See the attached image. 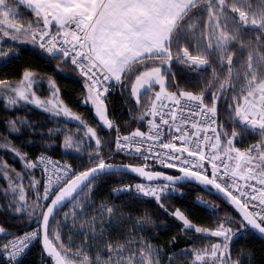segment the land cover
<instances>
[{"label":"trees","instance_id":"1","mask_svg":"<svg viewBox=\"0 0 264 264\" xmlns=\"http://www.w3.org/2000/svg\"><path fill=\"white\" fill-rule=\"evenodd\" d=\"M207 0H201L192 6L176 25L168 46V56L145 58L132 64L126 74L124 82L116 85L112 93L105 99L108 117L113 122V132L128 135L134 130H145L149 118L138 107L137 100L131 95V85L137 77L145 71L161 67L159 61H170L166 76V87L171 91H182L189 95L203 94L207 90L206 100L212 101L218 90L217 83L228 71V81L236 75H241L239 85L251 81L252 73L264 70V34L260 29L247 30L238 41L228 47L226 57L220 55L221 49L206 45L202 36L204 31V12ZM31 14V13H30ZM213 30H208V34ZM255 32H260L258 35ZM256 35V36H255ZM203 60L208 67L197 65L185 67L182 57ZM44 54L38 46L13 45L0 43V80L16 83L22 80V73L26 70L39 77L48 78L56 83L62 102L75 115L81 117L85 124L93 129L100 125L93 107L83 103L86 89L84 78L63 57ZM223 61V62H222ZM60 62L62 67H57ZM245 65V66H244ZM240 67V68H239ZM263 68V69H262ZM235 69L237 72H235ZM252 72H251V70ZM250 70V71H248ZM165 71V70H164ZM166 73V72H165ZM245 74V75H244ZM226 76V75H225ZM211 85V86H210ZM143 96H140L141 99ZM179 96H176L177 99ZM217 112L212 110L218 120V125L226 132L233 131L232 115L229 112L230 101L226 95L220 96ZM143 107V106H142ZM138 115L139 117L137 118ZM143 117V119H141ZM15 121L18 133L9 132L7 122ZM147 123V124H146ZM74 125V124H68ZM67 125L51 115L32 108L21 107L5 110L4 102L0 101V141L7 142L22 152L27 161L33 162L38 155L45 154L63 161L76 171V175L93 167L86 160L65 152L62 147V132ZM64 127V128H63ZM245 130L244 135L236 143L239 150H246L259 142L251 130ZM103 137L114 138V133L103 127ZM51 130V131H50ZM113 135V136H112ZM113 141L111 142L112 146ZM112 153V152H111ZM107 163L111 165L146 166L154 171H161L170 175H177L164 167L154 166L135 159L114 157ZM116 160V161H115ZM36 171V176L38 173ZM40 175V174H39ZM41 176V175H40ZM42 177V176H41ZM40 177V180H41ZM136 180L125 175H104L95 179L75 200L59 211L49 224L48 235L53 245L62 255L66 264L72 259L80 257L88 264H111V259L117 264H143L142 260L151 258L157 264H191V251L197 241L195 235L183 232V223L173 214L182 211L191 223L197 227L213 230L219 222L218 215L213 209L199 202V195L209 196L217 200L229 213L240 218L220 198L207 194L194 185H181L184 190L181 196L163 198V206H158L154 200L137 197L133 194L121 196L113 195V189L128 181ZM42 183V180H41ZM87 191V192H86ZM86 192V193H85ZM81 197V198H80ZM79 200L76 209L65 217L69 207H73ZM77 200V201H76ZM3 207V206H2ZM0 211V225L4 227L7 236L0 241V246L10 239L25 234L36 227L37 221L25 215L17 216L7 207ZM75 211H77L75 213ZM81 213V214H80ZM244 232L237 233L239 237L231 241L230 257L239 264H264V241L258 238L245 225ZM3 254H0V264H5ZM80 255V257H78ZM138 260L140 262H138ZM20 264H54L47 258L40 242L28 253Z\"/></svg>","mask_w":264,"mask_h":264},{"label":"snow or ice","instance_id":"2","mask_svg":"<svg viewBox=\"0 0 264 264\" xmlns=\"http://www.w3.org/2000/svg\"><path fill=\"white\" fill-rule=\"evenodd\" d=\"M19 3L30 9L35 14L37 20L42 21L43 27L33 31L31 25L25 28L23 24L15 23L12 19H10V16L15 13L16 9L9 6L8 0H0V24L5 25L16 34L28 37L30 43L38 45L48 54L55 56L56 53H60L64 62L70 61L71 65L78 69L80 75L84 78L83 86L86 89L87 94L83 103L90 104L94 108L96 116L104 124V126L112 128L113 124L108 119L106 114L105 104V97L109 92L108 82L115 81L118 84L123 83L124 76L122 73L127 69L119 66L120 61L117 58V54L112 43L115 37H113L111 33L105 31V29L116 25L115 30L119 31L121 25H119V23L115 21L106 10L102 14V21L97 22L100 24L98 34L93 36V33L97 32V28L95 25L90 26V21L92 20L91 13L100 6V0H95L91 9L75 5L71 2V0H19ZM53 22H55L57 28L55 34L49 32ZM3 35L9 36L10 33L8 31H3ZM11 38L13 40H17L19 36L12 35ZM89 41H91L90 44L88 43ZM57 57L60 59L59 56ZM100 66H102V68L98 71L97 69ZM22 76L23 79L20 81V85L23 87L20 85L9 84L4 80H0V87L15 93L20 100L29 101V96L26 93L32 89L37 77L29 70L24 71ZM145 76L153 78L158 77L159 70H157V73L155 74L147 73ZM157 85L159 86V91L155 92L154 95L156 97V103L159 102V107L157 108L155 104L153 106V112L151 114L153 119L148 120V135L151 136L154 131L162 139L161 132L163 131L164 126H168L170 133L173 121L176 118L174 103L163 95L165 87L164 80L156 79L154 84L152 79L137 77L135 83L131 85V95L136 97L137 103H139L141 89H150ZM47 86L51 90L52 97H58L59 89L56 83L52 80H48ZM31 96L32 99L29 101L30 103H34L38 107L44 105L45 103L52 104L51 110L55 112L56 116L63 115L64 117L81 121L80 116L75 115L69 108L64 107L62 104L53 103L52 100L42 101L36 97L34 92L31 93ZM10 103L15 104L16 101L11 100ZM157 116L160 118L159 123L155 121V117ZM141 119H143V117H141ZM183 119L187 120L188 117L185 116ZM81 123L83 122L81 121ZM9 126L14 131L18 130L17 123L15 121H9ZM87 134H89L92 138H95L97 135L91 127L87 128ZM133 138H140L142 140L145 138L144 133L137 130L133 132L131 136H118L116 140V150L121 152L129 150L131 147L129 141L133 140ZM95 144L97 146V150L93 155L97 157L96 160L98 161V164L91 170H85L77 174L74 181L76 185L84 182L91 175L112 167V165L106 163L105 159L100 155L99 146L101 141L96 139ZM63 147L66 149L74 147L71 136L65 137ZM134 151L136 154H140V156L143 155L144 158H147L148 153L143 152L141 144L136 145L134 147ZM16 154L21 160L27 159L26 156H22L19 151H16ZM248 159L253 162V167L247 168L244 172L239 173V175L236 176V179L230 183L229 177L224 175L226 171V162L224 160H218L221 163L213 164L212 167L216 168L217 171L211 173V178H209V175L205 171V165L201 172H197V166L195 165L191 166V170H188V165H185L184 167H174L172 164H169L166 168L177 169V171H179L184 177L194 178L203 185L213 186L220 193H223L225 197H227L230 204L235 206V209L241 218L239 221L240 224L250 225L257 229L260 233H264V175L257 180L253 171L255 168L254 158L249 157ZM177 163L179 162L177 161ZM42 164L51 165L52 170L57 176L61 174H73L72 169L67 164H58L43 155L39 157L38 162L28 161L25 164V167L27 169H36ZM124 167L127 166L125 165ZM259 167L264 168V157L261 158ZM130 170L133 173L139 174L141 177H146L148 181L162 178L163 181L166 182L156 187H148L147 189L141 184H137L135 186L137 192L142 193L145 196L154 197L158 203L161 201V194L172 187L174 185L172 182L177 179L176 177L161 172L146 171L145 167H132ZM47 171L48 169L45 168V172ZM18 176L19 174H17V177ZM238 180L244 181L245 184H239ZM222 181L227 182L224 183ZM250 181H256V184H251L249 183ZM39 185L40 180L34 179L31 181V186L37 189V200H39ZM233 188H235L238 195L233 194ZM17 190L19 193L22 192L23 194H19L18 196L20 203L19 210H16V212H24V203L26 201L24 188L17 184V187L12 188V191ZM49 192L50 187L48 183L44 184L43 201L45 202L44 205L46 213L41 217L45 233L42 247L47 256L54 260L55 264H57L56 254L54 249L51 247L52 242L47 235V224L51 217L50 214H53L54 208L58 201L61 200V197L58 195L55 198L50 199ZM49 199L50 203H48ZM161 206L163 205L161 204ZM173 215L182 221L186 227L194 228L197 233L208 232L207 229L197 227L191 223L182 211L177 210ZM4 232V227L0 226V233ZM235 233L236 231H234L231 227H226L223 222H219L216 229L208 233L212 237L222 238L220 243H214L211 245L210 249L204 250L205 253H210L211 264H227L230 260L228 258L230 248L229 242ZM38 235V232H31L18 236L16 239L10 240L0 246V254L6 255V259L9 264H15L19 257L24 253L25 249L29 246V240L35 239ZM195 259L196 261L204 260L205 255H202L200 251H197ZM154 264H157L156 260H154Z\"/></svg>","mask_w":264,"mask_h":264},{"label":"rangeland","instance_id":"3","mask_svg":"<svg viewBox=\"0 0 264 264\" xmlns=\"http://www.w3.org/2000/svg\"><path fill=\"white\" fill-rule=\"evenodd\" d=\"M131 1H133V3H129L130 10L128 11L131 14L130 17L133 16L134 18L147 19V16L144 15V13L150 14V12H152L155 14L156 17H160V14H162L163 17L166 16L169 19L168 22L171 23V27H173L192 6H194L197 2L201 0ZM144 1L147 4V10H145V5H142L141 10V4ZM8 4L9 6H12L16 9L15 13L10 16V19H12L15 23L23 24L25 28L31 25L33 31H36L41 28V26H39L38 22L32 16V14H30L27 9H23L20 5H17L15 0H8ZM203 5H206V7L202 10L204 12V31L202 33V36L206 39L207 46L211 45L215 49H221L220 55L222 56V60L224 58V53L226 57V50L228 49V47L232 44H235V42L237 44V40H239L243 33L247 30L252 29L253 31L254 28H256L260 29V31H262V33L264 34V0H207V3ZM208 30L213 31L208 34ZM3 31H8L10 35L4 36ZM259 33L260 32H255L256 35H258ZM12 35H18L19 38L17 40H13L11 38ZM0 43L21 45L22 47L27 45L35 46V44L29 42L28 37L16 34L11 29H8L5 25L2 24H0ZM238 44L240 45V43ZM123 53L125 54L126 52ZM156 53L157 55H167L168 51L166 48L161 47ZM130 59L132 58H129V60L127 61L131 62ZM182 59L184 63L183 65L185 67L197 65L199 67L204 68L209 66L208 63L203 60H196L186 56H183ZM259 60H261L260 62L261 64H263L264 68L263 59L261 58ZM123 63L125 62H122V64ZM157 63L162 64V66L149 69L148 71L142 73V75H140L139 77H144L145 79H152L154 84L156 82V79H163L165 82L163 95L170 100H174L176 96H194L203 100L205 105H210L209 108L216 111L219 105V99L221 98L220 96L226 95L228 101H230L229 112L233 117V131L228 132L227 130L225 132L224 129H222V127L218 125L217 134L211 142V148L217 156H224L228 159L230 171L236 176H238L239 173L244 172L247 168L253 167V162L249 161L248 159L249 157H253L255 162V168L253 169V171L255 173L256 178L259 180L260 177L264 175V168L259 167V164L261 163V158L264 157V70L262 71V73L261 70L259 72L252 73V77L247 76L248 78H252L251 81L249 80V82L247 81L242 85H239L241 75L235 74V77L230 82L228 81V71L225 69V73H223V75L219 79L220 81L217 83L219 91H216V94L214 95V99L212 101H208L205 98L209 90L199 95H189L182 91L169 90L166 87L165 80L167 76L166 70H169L170 61H159ZM56 65L58 68H64V66L61 65L60 62H58ZM157 70H159L158 77L153 78L145 76V74L147 73L155 74L157 73ZM237 70L239 69H235V72H237ZM35 76L37 77L36 82L33 84L32 89L26 93L29 96V101L32 99L31 93L34 92L36 94V97L42 101L52 100L53 103H60L64 107H67L62 102L60 93L58 94V97H52L51 90L47 86L48 78L39 77L37 75ZM135 81L133 83H135ZM112 82L115 83L114 87L118 85L117 82ZM11 84L20 85V81ZM20 86L23 87L22 85ZM157 91H159L158 85L150 89H141V94L143 93V95H140L143 97L139 99V103H136L138 107L142 109V111H145L144 115L148 117L149 120L153 119V117H151V114L153 112L154 104L157 108L159 107V102L156 103V97L154 95V93ZM133 98L137 100L136 97ZM11 100H15L16 103H10ZM0 101L4 102L5 110H13L21 108L23 106L32 107L51 115L53 118H56L60 122H64L67 126L65 128L63 127L64 129H61V132L63 133L62 147L66 136L72 137L74 147L70 149H66L63 147V150L65 152L73 154L74 156L81 157L82 159L86 160L88 165L94 167L98 164V161L96 160L97 157L93 155L97 150V146L95 144L96 139H99L101 141V144L99 146L100 155L105 159V162L107 163L108 161L115 159L112 155L114 149V138L117 134L113 132L114 126L112 128H107L100 121L99 127L94 129L97 135L95 138H92L91 136H89V134H87V128H89V126H87L84 121L81 120L83 122L81 123V121H76L68 117H64L63 115L56 116L55 112L51 110L52 104L45 103L44 105L38 107L36 104L30 103L29 101L20 100L15 93L11 92L10 90H5L3 87H0ZM88 105L91 106L90 104ZM106 114L108 116L107 105ZM136 116L137 118L139 117L138 115ZM110 121L112 122V120ZM68 124L74 125L70 126ZM239 126L251 130V132H253V135L259 138V142L246 150H239L236 147V143L239 141H243L241 137L245 133V130H241ZM7 127H9L8 130L12 134L18 133V130L14 131L11 129V127L9 126V122H7ZM103 127L110 130V133H114V138L108 137V140H106L103 137ZM137 130L139 129H136L133 132ZM139 131L144 133L146 131V128L145 130ZM112 141L113 143L111 146ZM16 151L19 150L11 146V144L4 141H0V211H5L3 207H7V211H11L14 215H25L26 217H31V220H33L34 222L37 221L38 223V227L36 228L40 229L39 222L41 221V217L43 216L44 210L46 209L44 205L45 202L43 201V185L40 180L41 176L39 174H37V176L35 175V169H27L25 167V164L28 162L27 159L21 160L20 157L16 154ZM19 152L23 156L22 152ZM17 174H19L18 177ZM34 179L40 180V185L38 188L39 200H37L36 198L37 189L31 186V181ZM17 184L24 188V193L26 197V201L24 203V212H16V210H19L20 203L18 200V196L19 194H23L22 192L19 193L18 190L12 191V188L17 187ZM174 188H176L174 189V191H179L180 196L183 195L184 190L181 187L175 186ZM169 196H161V201L159 203L154 197L144 196V198L154 200L158 204V206H161V204H164L163 198ZM198 197L200 203L210 209H213L217 215L218 210L220 209L222 214H219V222H223L226 227H231L234 231H236L234 236L237 233L245 231L243 224H240L239 220L236 217L232 216L229 211L226 210L225 207H223L217 200H214L209 196L205 195H199ZM80 198L73 207H69L70 209H67L66 213H64L65 217L67 215H70L72 210L76 209V206H78V210L80 209ZM76 212L77 211H75V213ZM216 227H214L213 230H215ZM211 231L212 230H208L207 233H197L195 232L194 228L186 227L183 224V232L185 234L188 233L195 235V237L197 238V241L194 245L195 249L191 251V254L193 255V260L191 264H211L210 253H205L204 250H208L210 249L212 244L220 243L222 241V238L212 237L210 234H208ZM7 234L8 232L6 233V231L4 233H0V241H3L5 239L4 237L7 236ZM229 244H231V241L229 242ZM197 251H200L202 255H205L204 260L196 261L195 257ZM229 252L228 258L230 260L227 262V264H239L238 261L231 259ZM78 257H80V255H78ZM80 258L77 260L72 259L69 262L71 264H88L87 259H85L83 263L82 260L81 262L78 261L80 260ZM117 260L111 259V264H117ZM138 262L140 261L138 260ZM142 262L143 264H154V259L146 258L145 260H142Z\"/></svg>","mask_w":264,"mask_h":264},{"label":"built area","instance_id":"4","mask_svg":"<svg viewBox=\"0 0 264 264\" xmlns=\"http://www.w3.org/2000/svg\"><path fill=\"white\" fill-rule=\"evenodd\" d=\"M49 32L55 34L54 31L49 30ZM38 48L44 54L53 56L51 54H48L39 46ZM56 55L61 56L62 58V55L60 53H56L55 56ZM67 62L70 63V61ZM71 66L79 73L78 69H76L73 65ZM97 70L100 71V69ZM108 86H109V92L107 93L105 98H107V96L113 92L114 82L109 81ZM171 101L175 105L174 112L176 113V118L173 121L170 133L168 126H164L163 131L161 132L162 139L154 131L152 135L149 136L148 135L149 126L147 125L146 131L144 132L145 138L142 140L140 138H133V140L129 141V144L131 146L130 149L125 150L123 152L116 150V140L118 136L123 137L126 135H121L120 133H117L114 138V149L112 153L113 157L135 159L147 164H152L154 166L164 167V168H166L169 164H172L174 167H184L185 165H188L189 166L188 170H191V166L195 165L197 166L196 167L197 172H201V170L204 168L205 165V169H206L205 171L209 175V178H211V173L217 171L216 168L212 167L213 164H217V163L219 164L221 162L218 160H224L226 162V171L224 175L229 177V183L231 181H234L236 179V175H234L230 171L228 159L224 156H217L211 148V142L215 138L218 130V120L216 114L213 111H210L206 108V105L203 100L196 98L194 96L184 95ZM185 116L188 117L187 120L183 119V117ZM155 121L157 123L160 122L159 116L155 118ZM131 134L132 133L128 134L127 136H131ZM138 144L142 145V150L144 153H148L147 158H144L143 155L140 156V154L135 153L134 147ZM41 155L46 156L49 160L54 161L58 164H67L49 155H45V154H41ZM41 155H38L33 162H38L39 157ZM177 161L179 163H177ZM67 165L72 169L73 174L71 175L61 174L57 176L52 170L51 165H46V164L39 165L35 169L42 176L41 177L42 185L44 186V184L48 183L50 187V192H49L50 199L60 195L61 191L64 190L63 188L76 176V171L72 168V166H70L69 164ZM45 168L48 169L47 172H45ZM222 182L226 183L227 181H222ZM238 183L241 185L245 184L244 181H240V180H238ZM249 183L255 185L256 181H250ZM137 184L143 185L146 189L148 187H156L160 185V184L150 183L147 181L133 180L116 186L113 189L112 193L115 196L133 194L134 196L137 197H144L145 196L144 194L136 191L135 186ZM174 189L176 188L170 187L166 192L162 193L161 196L162 197L169 195L180 196L179 191L178 190L174 191ZM233 194L238 195L235 188H233ZM50 199L48 203H50ZM31 232H38L39 235L35 239L29 240L28 242L29 246L25 249L24 253L19 257V259L15 262V264H20L28 255V253L31 251V249L40 241V236H41L40 229L35 228L25 234ZM17 237L12 238L10 240H14ZM2 257L4 263L9 264V262L6 259V255L3 254Z\"/></svg>","mask_w":264,"mask_h":264},{"label":"crops","instance_id":"5","mask_svg":"<svg viewBox=\"0 0 264 264\" xmlns=\"http://www.w3.org/2000/svg\"><path fill=\"white\" fill-rule=\"evenodd\" d=\"M15 2L23 9H27L28 12H30L36 19L39 26L43 27L42 21H38L35 17V14L30 9H28L25 5H21L19 3V0H15ZM71 2L75 5L91 9L95 3V0H71ZM144 2H142L141 4V10L142 5H145V10H147V4L146 2ZM129 3L132 4L133 1L100 0V6L91 13L92 20L90 21V26L95 25L97 28V32L93 33V36H96L98 34L100 24H98L97 22L102 21V14L106 10L113 17V19L117 21L119 25H121L119 31L115 30L116 25L106 28L105 31L111 33V35L115 37L112 43L115 48V52H117V58L120 61L119 66H124L127 70L132 64L142 59L168 56V54L157 55L156 52L161 47L166 48L168 51L172 33L179 22L178 21L173 27H171V23L168 22L169 19L166 16L163 17V15L160 14V17H156L152 12H150V14L144 13V15L147 16V19L134 18L133 16L130 17L131 14L128 12L130 10ZM49 30L54 32L57 31L55 22H53ZM88 43L90 44L91 41H89ZM123 52L126 53L124 54ZM129 58H132L130 59L131 62L127 61L129 60ZM122 62L126 63L122 64ZM101 68L102 66L98 67V69L100 70ZM126 71L122 73L123 76L124 74H126ZM141 95H143V93Z\"/></svg>","mask_w":264,"mask_h":264},{"label":"water","instance_id":"6","mask_svg":"<svg viewBox=\"0 0 264 264\" xmlns=\"http://www.w3.org/2000/svg\"><path fill=\"white\" fill-rule=\"evenodd\" d=\"M125 165H112L111 168L105 169V170H101L99 172H97L94 175H91L87 180H85L84 182L80 183L79 185H76L74 183L75 178H73L61 191V194L59 195L61 197V200L58 201L57 205L54 208V212L53 214H50V220L47 224V235H48V230H49V224L50 221L52 220V218L54 217V215H56L59 211H61L63 208H65L68 204H70L71 202H74V200L97 178L104 176V175H125L128 177H132L136 180H141V181H147L150 183H156V184H163L166 183L165 181H163L162 178L160 179H156L153 181H148L146 177H141L139 176V174L133 173L130 169L132 167H139V166H133V165H126L127 167H124ZM140 167H145L146 171H151V172H159V171H154L152 168L146 167V166H140ZM165 170H169V171H173L175 172L177 175H171L173 177H176L177 179L174 180L172 182V184H174L173 186H181V185H194L197 186L199 188H201L204 192H206L207 194H211L214 195L218 198H220L221 200H223L236 214L237 216L240 218L239 214L237 213L235 206L230 204L227 197L224 196L223 193H220L217 189H215L213 186L211 185H203L201 183H199L198 181H196L194 178H188V177H184L182 176V174L175 170V169H169V168H164ZM91 170V169H90ZM161 172V171H160ZM167 175H170L168 173L165 172H161ZM46 213V209L44 210L43 215ZM241 219V218H240ZM251 232H253L258 238H260L261 240L264 241V233H260L257 229L253 228L250 225L244 224ZM39 227H40V232H41V239H40V244H41V248L42 247V243H43V237H44V229H43V222L42 219L39 222ZM239 237L238 235L233 236V238L231 239V241L235 238ZM49 238V235H48ZM50 239V238H49ZM52 242V241H51ZM51 247L54 249V252L56 254V259H57V264H66L62 255L60 254V252L57 250L58 248H56L53 243H51ZM44 251V249H43ZM45 255L47 258H50L47 256L46 252L44 251ZM51 259V258H50ZM53 263L55 264V261L52 260Z\"/></svg>","mask_w":264,"mask_h":264}]
</instances>
